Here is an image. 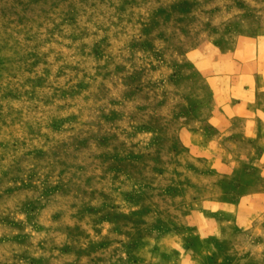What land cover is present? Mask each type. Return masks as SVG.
Instances as JSON below:
<instances>
[{
  "label": "rangeland",
  "instance_id": "374dc122",
  "mask_svg": "<svg viewBox=\"0 0 264 264\" xmlns=\"http://www.w3.org/2000/svg\"><path fill=\"white\" fill-rule=\"evenodd\" d=\"M262 28L264 0H0V264L239 262L242 123L225 146L194 60Z\"/></svg>",
  "mask_w": 264,
  "mask_h": 264
},
{
  "label": "crops",
  "instance_id": "0c3cea01",
  "mask_svg": "<svg viewBox=\"0 0 264 264\" xmlns=\"http://www.w3.org/2000/svg\"><path fill=\"white\" fill-rule=\"evenodd\" d=\"M196 56L195 67L202 71L210 92L212 115L216 114L215 107H221L219 113L231 120L224 126H216L215 130L225 135V146L239 151L240 143L233 135L238 130L234 122L242 123V204L239 201L233 213L234 222L242 230L239 262L228 261L224 247H213L222 254V258L219 257L222 264H264V219L261 218L264 215V28L255 35L237 36L230 49L208 45L205 51L197 49ZM221 142L214 139L216 145H222ZM247 176L254 178L258 188L244 181ZM255 211L257 218L252 216ZM211 216L214 220L234 223L222 212ZM232 239L226 235L220 242L214 239L212 243H234ZM179 248L175 253L179 257L162 260L161 264H199L192 262L190 253L181 245ZM194 254L198 252L194 251L193 257ZM216 259V263L210 264H219Z\"/></svg>",
  "mask_w": 264,
  "mask_h": 264
}]
</instances>
